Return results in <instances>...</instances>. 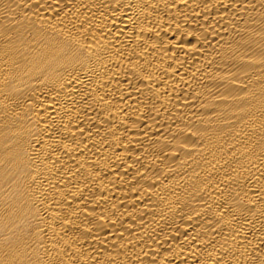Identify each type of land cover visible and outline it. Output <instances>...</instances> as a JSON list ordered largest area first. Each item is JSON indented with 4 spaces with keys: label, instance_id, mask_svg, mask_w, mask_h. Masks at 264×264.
Instances as JSON below:
<instances>
[{
    "label": "bare ground",
    "instance_id": "1",
    "mask_svg": "<svg viewBox=\"0 0 264 264\" xmlns=\"http://www.w3.org/2000/svg\"><path fill=\"white\" fill-rule=\"evenodd\" d=\"M0 264H264V0H0Z\"/></svg>",
    "mask_w": 264,
    "mask_h": 264
}]
</instances>
